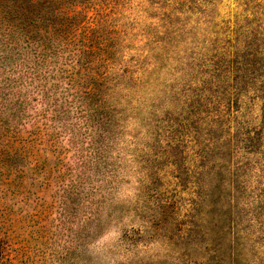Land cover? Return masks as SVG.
Returning a JSON list of instances; mask_svg holds the SVG:
<instances>
[{
    "label": "rangeland",
    "instance_id": "obj_1",
    "mask_svg": "<svg viewBox=\"0 0 264 264\" xmlns=\"http://www.w3.org/2000/svg\"><path fill=\"white\" fill-rule=\"evenodd\" d=\"M63 7L0 35V264H264V0Z\"/></svg>",
    "mask_w": 264,
    "mask_h": 264
},
{
    "label": "trees",
    "instance_id": "obj_2",
    "mask_svg": "<svg viewBox=\"0 0 264 264\" xmlns=\"http://www.w3.org/2000/svg\"><path fill=\"white\" fill-rule=\"evenodd\" d=\"M71 0H0V35L18 48H25L37 62L56 45L57 25L70 12L63 4ZM23 48V49H24Z\"/></svg>",
    "mask_w": 264,
    "mask_h": 264
}]
</instances>
